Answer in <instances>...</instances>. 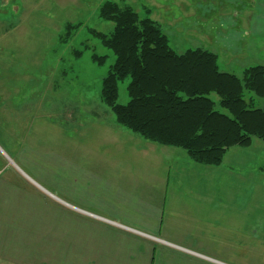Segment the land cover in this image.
Masks as SVG:
<instances>
[{
    "label": "rangeland",
    "instance_id": "1",
    "mask_svg": "<svg viewBox=\"0 0 264 264\" xmlns=\"http://www.w3.org/2000/svg\"><path fill=\"white\" fill-rule=\"evenodd\" d=\"M105 1L0 0V155L7 166H20L25 151L33 156V169H103V136L118 126L100 97L114 55L89 30H112L113 23L98 15ZM111 1L155 19L174 51L200 47L215 53L222 71L240 76L264 62V0ZM67 24L74 25L69 35ZM92 53L106 56L105 62L97 64ZM128 80L118 83V103L129 99ZM244 157L252 167L240 172L242 178L221 165L203 177L219 183V247L233 246L234 228L237 254L229 259L261 264L264 153L261 159L254 151Z\"/></svg>",
    "mask_w": 264,
    "mask_h": 264
},
{
    "label": "crops",
    "instance_id": "2",
    "mask_svg": "<svg viewBox=\"0 0 264 264\" xmlns=\"http://www.w3.org/2000/svg\"><path fill=\"white\" fill-rule=\"evenodd\" d=\"M111 128L102 170L33 169L25 151L7 166L0 155V264H236L234 228L233 246L219 247V183L203 177L211 166ZM254 143L229 148L221 167L242 178L244 156L264 153Z\"/></svg>",
    "mask_w": 264,
    "mask_h": 264
},
{
    "label": "trees",
    "instance_id": "3",
    "mask_svg": "<svg viewBox=\"0 0 264 264\" xmlns=\"http://www.w3.org/2000/svg\"><path fill=\"white\" fill-rule=\"evenodd\" d=\"M98 15L113 23L112 30L89 32L114 55L100 97L119 125L150 142L182 148L206 166L220 165L229 148L247 147L254 138L264 142V62L238 76L220 70L207 49L174 51L159 24L128 5L107 0ZM73 27L66 25L68 35ZM92 59L103 64L106 56L92 53ZM126 78L129 99L122 104L118 83Z\"/></svg>",
    "mask_w": 264,
    "mask_h": 264
}]
</instances>
